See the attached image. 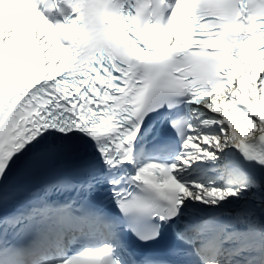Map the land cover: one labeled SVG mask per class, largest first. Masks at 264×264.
I'll use <instances>...</instances> for the list:
<instances>
[{"label":"snow or ice","instance_id":"snow-or-ice-1","mask_svg":"<svg viewBox=\"0 0 264 264\" xmlns=\"http://www.w3.org/2000/svg\"><path fill=\"white\" fill-rule=\"evenodd\" d=\"M0 264H264V0H0Z\"/></svg>","mask_w":264,"mask_h":264}]
</instances>
